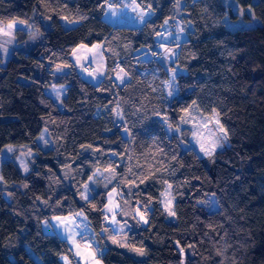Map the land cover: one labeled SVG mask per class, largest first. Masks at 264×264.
Wrapping results in <instances>:
<instances>
[{"label":"trees","instance_id":"obj_1","mask_svg":"<svg viewBox=\"0 0 264 264\" xmlns=\"http://www.w3.org/2000/svg\"><path fill=\"white\" fill-rule=\"evenodd\" d=\"M109 1L118 0H0L1 24L24 21L44 34L0 65V151L13 146L11 158L0 162V264H61V255L73 261L67 241L45 233L41 222L78 211L103 264H264V0H237L251 5L261 24L235 30L222 20L234 17L222 0H185L181 19L192 29L178 46L174 63L182 72L174 80L152 54L163 21L173 22L175 0H137L156 14L140 26L106 21ZM65 17L76 23L64 27ZM100 42L106 74L90 81L73 66L71 52ZM141 48L150 57L142 58ZM56 66L68 70L55 76ZM117 68L127 73L121 84L113 79ZM51 83L66 85L62 108L45 92ZM193 101V123L203 117L215 130L218 114L228 134L211 156L193 138V123H181ZM163 120L179 126L178 134H169ZM43 128L46 149L36 139ZM200 131L211 149L208 131ZM29 150L22 174L15 159ZM99 170L111 172L112 181L80 199ZM167 183L174 222L161 204ZM110 187L120 193L117 219L129 225L122 235L101 211ZM134 207L147 208V224L133 216ZM112 236L127 246L111 244Z\"/></svg>","mask_w":264,"mask_h":264},{"label":"rangeland","instance_id":"obj_2","mask_svg":"<svg viewBox=\"0 0 264 264\" xmlns=\"http://www.w3.org/2000/svg\"><path fill=\"white\" fill-rule=\"evenodd\" d=\"M222 1H223L224 5L227 8H229L234 15V17H231L227 14L222 19L228 28L235 30V29H242V28H251V27H255V26H258L261 24L259 18L254 15L251 5H247L245 7H242L238 4L237 0H222ZM255 1L256 0H252V2H255ZM184 3H185V0H175L174 1L175 17L173 19V22L171 23L169 21V19H165L168 21V23L165 24L164 23L165 20L163 21L162 26H161V32L158 35V40L160 43L157 45V47H158L157 50H160V52H161V54H159L160 61L166 65L167 71H168L169 75H171V76H172V69L173 68L176 69L175 74L182 72V69L174 63L175 57L177 55L178 46L173 47V44H171L170 42H171V39L175 33H177V35L175 37L177 42H180V41L186 39V37H187L188 25H187V22H184L181 19V16L183 13L182 7L184 6ZM124 4L125 3H123L122 5L121 4L117 5L115 2L112 1V5L108 4L106 6L105 12L103 14V18L108 22H111V23L118 22L119 25H123V26H139V24L143 23L139 19V16H138L139 12H147L148 13V15L145 16V20L149 19V15L153 16V14H154V17L156 15L155 11L153 9H151L149 7H143L138 1H135V4L132 3L131 6H130V4H128L127 8L123 7V6H125ZM136 5H139V8H136V10H134ZM109 6H111L112 10L117 9V14L115 16L111 15V12L109 11ZM249 8H251V11H249ZM241 10H243V13H241ZM106 13H108V15H106ZM253 16L255 17V19H253ZM61 22H62V25L66 28H69V27L74 25V23H68L67 20H65L64 18L61 19ZM43 24H44L45 29L50 28V21L48 19H43ZM172 24L176 28L175 31L172 29ZM0 27L6 28L7 26H6V24L0 23ZM181 29H183V31H181ZM34 31L35 32L31 33L28 36V38L26 40L27 43L42 42L43 41L44 34L42 35V37L37 38L36 33H38V35H41L42 32L38 29H35V28H34ZM165 35H167V36L165 37ZM80 45H86V44H80ZM165 48H171L173 50L174 55L170 56V55L166 54L164 51ZM20 49H24L23 46ZM80 49L81 48H77V52L75 55L80 56L81 60L83 62L85 60V59H83L85 54H84V50L82 49V51H81ZM140 50L143 51L141 54L142 58L150 57L151 53L149 51L144 50L143 48H141ZM170 64H173V66H171ZM97 69H98V67H97ZM119 70H120V68H117L116 69L117 72L115 73V79L117 80V82L121 81V80L117 79V74L119 73ZM54 72H58V70H54ZM21 79L25 80L23 77H21ZM125 79L127 80V76L125 77ZM93 80H96V79H93ZM45 92L47 94H49L54 99V101L57 103V105L60 108L63 107V98L66 94V85L65 84H63V83H51L45 87ZM118 117H119V114L116 113V118H118ZM163 121L165 124V128L169 134H173V133L178 134V131H176L175 127L172 126L170 128L169 127L170 124L166 120H163ZM36 139H37V143L39 144V146L41 148L46 149V148L50 147L49 136H48V133H47L45 128L41 129V131H40V133ZM9 147L13 148L12 145H5L1 149V151H0V162L3 160H7L10 157L11 151H8ZM184 148H185V144L183 143V149ZM33 154H34V151H32V150L22 152L21 154H19L18 159H19V163H20V166H21V169L23 170V172H25V171L22 167V164H26L28 167V161L31 159V156ZM109 174H111V172H103L100 170L95 171L93 174H91L89 176V177H92V179L90 180L88 177V179L83 184L81 193L85 192V187H84L85 185H88V189L86 191V194L88 196H90V194L93 191H96L97 188H102L103 186L108 185L112 181V174H111V177L109 176ZM102 175H104V176L102 177ZM168 185H170V184L167 183L165 185L164 190L160 193L161 201L164 199V197L162 196V193H165L166 190H169ZM113 189H115L116 191L113 192ZM81 193L79 196L80 199H82ZM109 193H112L114 204H116V198H118V196L120 194L116 187H110L106 193V204H105V206L109 205V199H108ZM208 202H209L208 208L210 210H215L217 208V203H216V200H215V197L213 194H209ZM172 206H173V199H172ZM162 207L164 208L163 204H162ZM137 208L138 207L132 208L131 212L133 213V216H135V218L137 220H139V216H137L136 212H135V210ZM104 211H105L106 216L108 217V220H106L105 222L109 223V221L112 218L113 213L107 212L106 207H104ZM167 220L169 222H174L175 216H169L167 214ZM52 221H53V224L56 223L53 219H52ZM140 222L142 224H144L142 221H140ZM109 224L111 226V229L114 230L115 225H113L111 223H109ZM75 230H79V229H75ZM59 232H61L60 234H63L64 233L63 228H60ZM80 232H83L85 236L88 235L86 233V231L80 230ZM89 237L90 236L88 235V238ZM76 239L79 240L78 236L76 237ZM121 239L124 240L125 238H121ZM68 242H69V240H68ZM69 244H70L69 247L71 250L72 257L75 258V260L72 261L70 259V257L67 255H61L60 256L61 264H65V261L62 259V257H65V256L68 257V260L71 261V264H75L76 262H79V264H83L81 257H77L76 255H74V253L76 252V249L73 247V245L70 242H69ZM111 244H112V242H111ZM93 247L98 250V259L100 260L101 264H103L101 259L99 258V253H100L101 249H99L97 247V245H93Z\"/></svg>","mask_w":264,"mask_h":264},{"label":"snow or ice","instance_id":"obj_3","mask_svg":"<svg viewBox=\"0 0 264 264\" xmlns=\"http://www.w3.org/2000/svg\"><path fill=\"white\" fill-rule=\"evenodd\" d=\"M105 3H107V0H105ZM136 8H139V5H136L134 10H136ZM109 11L111 12L112 16H115L117 13L111 9V6H109ZM249 11H251V8H249ZM241 13H243V10H241ZM106 15H108V13H106ZM148 13L147 12H139L138 16L141 22H146L145 21V16H147ZM65 20H67V18H64ZM253 19H255V17L253 16ZM68 23H76V21H67ZM19 23L23 24L25 23L24 21H20ZM165 24L168 23L167 20H165L164 22ZM16 26V22H10L6 28L4 27H0V33H2L4 36H8V37H12L13 35V29ZM181 31H183V29H181ZM9 43L11 42V40L8 41ZM79 48L84 49L87 48L86 45H80ZM100 46L99 45H93L91 49H88V52H92L93 53V61H95L97 56L102 57L103 53L99 51ZM4 51H7V49L5 48ZM165 53L168 55H174L173 50L171 48H165L164 49ZM77 52V49H73V54L75 55ZM77 63L80 64V66L82 67V69L85 72H88L87 68H83V64H81V57L77 56ZM83 59H87V56L83 57ZM57 70H59V66L57 67ZM94 72H99L100 75H103L102 72L99 71V69H95ZM94 72H88V75L93 76ZM175 73H176V69L173 68L172 69V76H173V80L175 79ZM127 76V73L124 72L123 69L119 70V73L117 74V79L121 80V82H123L124 78ZM169 96L173 95V93L171 91H169L168 93ZM195 101H193V105L192 106H188L185 109H183L184 115L181 116V123L183 124H189V123H193V121H196V117L193 116L192 114V108L193 106H195ZM216 115V119H215V124H216V129L213 130L212 128H209V120L206 118L201 117V119L195 123H193V130H192V136L194 139H196V142L200 145V150L202 152L205 153V155L211 156L212 152L214 151V149L217 146H220V140L224 139L226 140L228 138V134L227 131L224 129L223 125L220 124L219 119H218V114ZM166 119V117H165ZM169 127L171 128L172 125L170 124ZM204 128L208 131L209 133V137L210 139V144H211V149L205 147V143L202 140L203 137V133H201L200 129ZM176 131H180L179 126L176 127ZM217 132L222 134L221 136H217ZM42 138V137H41ZM8 151H12V148L9 147ZM22 167L24 169L25 172L28 171V167L26 164H22ZM111 172L113 173V176L115 175V169H110ZM89 179L91 180L92 177H89ZM3 180V177H0V181ZM143 182V181H141ZM24 187H27V185H24ZM85 192L81 193V198L84 200H88L89 197L86 194V191L88 189V185H85ZM171 185H168V189H171ZM169 190H166L165 193H162V196L164 197V199L161 201V203L164 206V210L165 212H167V214L169 216H175L176 213L173 209L172 206V198H171V193ZM116 190L113 189V192H115ZM109 205H106V210L109 213H113L111 220L109 221V223L116 225L119 223V221L116 220L115 218V210L119 208V204H114L113 203V197H112V193H109ZM93 208H95V205L92 206ZM101 211H104L103 209H101ZM147 208H145L143 211H141V209L137 208L135 210L136 215L139 216V220L142 221L143 223L147 224L149 221L147 219ZM126 214V213H125ZM84 213L83 212H78L75 213L71 216H54L52 219L56 222L54 225H49L48 221H44L45 225L47 227H55V228H63L64 233L67 237V239L69 240V242L73 245V247L76 249V252L74 253V255H76L77 257H81V260L83 261V264H101L100 260L98 259V250L96 248L93 247V242L92 239H89L87 236L84 235L83 232L77 233L75 231V228L78 227V225H76L75 221L77 217L83 216ZM86 219V217H85ZM105 220H108V217L105 216ZM105 231H109V229H105ZM121 231H123V229L121 228ZM79 236L80 239L77 240L76 237ZM110 239L112 240V243L114 244H119V246L124 247L127 245L124 244H120V242L115 238V236L110 237ZM131 250L136 251L138 254L143 255V249L142 248H132ZM180 252L183 253L184 249L180 248ZM62 259L65 261V264H71V261L68 260V257H62ZM79 264V262H78Z\"/></svg>","mask_w":264,"mask_h":264},{"label":"crops","instance_id":"obj_4","mask_svg":"<svg viewBox=\"0 0 264 264\" xmlns=\"http://www.w3.org/2000/svg\"><path fill=\"white\" fill-rule=\"evenodd\" d=\"M135 1L137 0H118L117 1V5H122L123 3H125L123 6L124 8L128 7V4H131L134 3L135 4ZM120 3V4H119ZM108 5V4H107ZM110 5V4H109ZM112 5V4H111ZM116 13H117V9L114 10ZM105 12V11H104ZM154 17V14L153 16H150L149 15V19H152ZM146 21V20H145ZM62 23V22H61ZM110 24H112L113 26H118L119 23L116 22V23H111L109 22ZM9 24V23H8ZM6 24V26L8 25ZM143 24V23H142ZM142 24H139L142 25ZM136 25V24H135ZM187 25H188V31L192 29V25L191 23L187 22ZM172 27H173V30L175 31L176 28L175 26L172 24ZM35 32L34 31V28H32L31 26L27 25V24H21L19 22H16V26L15 28L13 29V35L12 37H8V36H4L2 33H0V65H3L6 60H8L10 57H14L15 56V53L16 51H22L24 53H26L35 43L37 42H31V43H27L26 40L28 38V36ZM43 33H41V35H38V33H36V37H42ZM176 35L177 33H175L171 39V44H173V47L174 46H179V44L184 41H180V42H177L176 40ZM167 35H165L166 37ZM164 37V38H165ZM187 38V37H186ZM11 40V42L9 43L8 41ZM157 40H158V37H157ZM159 42V40H158ZM160 43V42H159ZM158 43V44H159ZM170 44V45H171ZM93 45H99L100 46V49L99 51L103 53L102 51V43H94L92 45H86L87 48H84V57L87 56V59H85L83 62L81 60V64H83V68H86V67H89L88 69V72H94L95 69H99L100 72L103 73V75H100L99 72H94V75L93 76H90L88 75V72H85L82 67L80 66V64L77 63V59H76V55L73 54V50L71 52V60H72V63H73V66L76 68L77 72L84 78L90 80V81H98V80H101L105 74H106V66H105V61H104V57H100V56H97L95 61H93L92 57H93V53L92 52H88V49H91ZM23 46L24 49H20L21 47ZM80 44L77 45L74 49H77L79 48ZM7 49V51H4V49ZM158 48V47H157ZM82 51V49H80ZM159 54H161L160 50H157ZM178 51V50H177ZM176 58V57H175ZM159 59H160V56H159ZM162 64L166 67V65L162 62ZM171 66H173V64H170ZM57 67L56 66L55 68L52 69V72L53 74L56 76V75H60V74H64L67 72L68 68L66 66H59V70L58 72H54V70H57ZM167 68V67H166ZM117 71L115 70V73ZM115 73L113 75V79L115 80V82H117V80L115 79ZM93 79H96V80H93ZM123 81H126V79L124 78ZM119 84L123 83V82H117ZM12 153V151H11ZM11 153H10V157L8 159L11 158ZM19 156V155H18ZM18 156L17 158L15 159V162L19 168V170L21 171L22 174L26 173V172H23V170L21 169V166H20V163H19V159H18ZM7 159V160H8ZM4 161V160H3ZM1 177V176H0ZM116 204H119V200L118 198H116ZM118 209L115 210V218L117 221H119L118 224L115 225L114 227V232L117 233L118 235H122L123 233H125L128 228H129V225L127 222L125 221H122V220H118L117 219V211ZM78 212H82V211H78ZM76 212V213H78ZM75 214V213H74ZM73 214H69V215H64V216H71ZM85 214L83 216H80V217H77L76 218V225H78V227H76L75 229H79V230H75L76 232L80 233V230H83V231H86V233L90 236L89 238L92 239V242H93V245H97L96 243V240H95V237H94V233L93 231L91 230L90 226H89V223H88V220L87 218L85 219ZM44 221H48L49 225H54L53 224V221H52V218L48 219V220H43L41 222V228L42 230L45 232V233H54L56 235H58L60 238L64 239L67 241V243L69 244L68 242V239L66 237V235L63 233V234H60L61 232H59V229L60 228H55V227H47L44 223ZM106 221V220H105ZM107 223V222H106ZM109 226L110 224L107 223ZM121 228L123 229V231H121ZM87 235V237H88ZM78 238L80 239V237L78 236ZM70 246V244H69ZM101 252V251H100ZM71 257H72V254H71ZM73 260H75V258L72 257ZM75 264H78V262H76Z\"/></svg>","mask_w":264,"mask_h":264},{"label":"built area","instance_id":"obj_5","mask_svg":"<svg viewBox=\"0 0 264 264\" xmlns=\"http://www.w3.org/2000/svg\"><path fill=\"white\" fill-rule=\"evenodd\" d=\"M156 58H158V53L153 54V59H156Z\"/></svg>","mask_w":264,"mask_h":264}]
</instances>
